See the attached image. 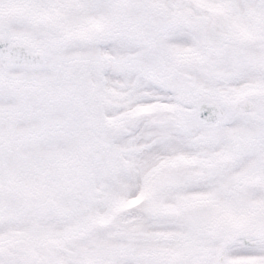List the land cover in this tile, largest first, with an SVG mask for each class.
I'll list each match as a JSON object with an SVG mask.
<instances>
[{
  "label": "snow or ice",
  "instance_id": "1",
  "mask_svg": "<svg viewBox=\"0 0 264 264\" xmlns=\"http://www.w3.org/2000/svg\"><path fill=\"white\" fill-rule=\"evenodd\" d=\"M0 264H264V0H0Z\"/></svg>",
  "mask_w": 264,
  "mask_h": 264
}]
</instances>
